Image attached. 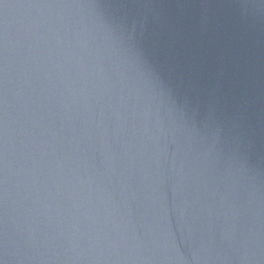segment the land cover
<instances>
[{
  "label": "water",
  "instance_id": "obj_1",
  "mask_svg": "<svg viewBox=\"0 0 264 264\" xmlns=\"http://www.w3.org/2000/svg\"><path fill=\"white\" fill-rule=\"evenodd\" d=\"M164 209L188 264H264V0H0V264L124 255Z\"/></svg>",
  "mask_w": 264,
  "mask_h": 264
},
{
  "label": "clouds",
  "instance_id": "obj_2",
  "mask_svg": "<svg viewBox=\"0 0 264 264\" xmlns=\"http://www.w3.org/2000/svg\"><path fill=\"white\" fill-rule=\"evenodd\" d=\"M179 219L181 223L178 224V227L181 232L185 227L190 228L188 221L185 219V210H181ZM131 238L135 242L134 247L130 251L126 250L124 255L117 253L113 256L102 252L87 257V259L94 261L95 264H153L154 257L144 254L151 249L162 252L164 261H171L174 264H188L177 246L176 235L172 232L166 209L162 210L159 216L147 222V231L143 236H136L133 232ZM113 248H115V245H113ZM244 259H248L247 255L244 256ZM206 260L207 257L202 255L201 251L193 252L192 264H201L202 261L206 262Z\"/></svg>",
  "mask_w": 264,
  "mask_h": 264
}]
</instances>
